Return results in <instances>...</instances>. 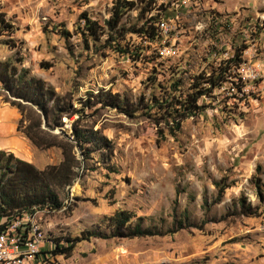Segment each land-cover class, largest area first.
Segmentation results:
<instances>
[{
  "label": "rangeland",
  "instance_id": "rangeland-1",
  "mask_svg": "<svg viewBox=\"0 0 264 264\" xmlns=\"http://www.w3.org/2000/svg\"><path fill=\"white\" fill-rule=\"evenodd\" d=\"M113 1L0 0L13 24L9 35L0 36V61L40 78L68 110L105 91L117 93L126 108L136 107L152 91L160 94L152 74L162 85L177 76L185 89L192 74L222 61L230 65L227 77L200 98L204 111L183 119L177 130L143 109L129 115L125 105L81 107L80 125H93L110 141L105 156L88 150L83 159L75 149L79 163L74 181L61 193L63 205L37 209L32 221L50 241L44 250L51 240L86 229L102 236L77 242L69 255L39 252L34 264H264V202L253 183L256 177L264 183V0H155L145 15L161 14L160 3L165 4L171 17L158 20L171 31L149 43L127 33L121 42L141 47L135 59L104 45L105 26L98 39L78 29L81 12L103 25ZM134 1L121 18L123 29L145 20ZM227 16L235 18L233 26L226 25ZM165 43L177 46L175 55H158ZM242 43L248 48L243 66L257 74L248 80L237 77L232 61L224 62ZM177 68L180 73L172 71ZM25 116L24 125L28 110ZM76 117L62 115L61 128L68 130ZM42 126L47 128L44 119ZM23 135L20 131L27 142L23 154L36 167L61 160L58 147H37ZM217 182L226 185L222 192ZM241 200L252 213L241 210ZM120 209L132 214L131 226L139 222L146 233L109 236L107 219Z\"/></svg>",
  "mask_w": 264,
  "mask_h": 264
},
{
  "label": "trees",
  "instance_id": "trees-1",
  "mask_svg": "<svg viewBox=\"0 0 264 264\" xmlns=\"http://www.w3.org/2000/svg\"><path fill=\"white\" fill-rule=\"evenodd\" d=\"M138 2L140 5L139 15L145 18L140 26L133 24L129 28H121L122 16L136 4L134 0H114L111 14L103 21V25L92 19L86 12H81L79 19L83 21V24L78 26V29L85 37L98 39L104 33L105 26L106 36L103 41L105 46L121 55L138 58L141 52V47L138 44L132 41L130 43L121 42L125 39L126 34L134 33L136 37L148 43L158 41L161 38L157 25L159 15L169 18L172 12L166 9L165 4L160 3L161 14L156 11L154 14L146 16L145 13L153 9L155 0H139ZM58 29L63 36L69 35L68 30ZM12 31L13 24L6 18L0 5V36L9 35ZM240 50L237 48L234 52L235 57L231 58L234 65L240 61ZM225 61H230V59ZM222 63L221 61L208 71L203 69L197 74H192L185 89L182 88L184 85L182 79L177 76L172 78L173 80H170L167 85H162L156 82L155 76L152 74L151 82L160 88V94L156 95L152 91L147 100L140 99L141 102L136 107L126 108L127 104H121L123 101L120 100L117 93L105 91L90 94L95 99L91 101L88 98L82 106L68 110L64 103L60 102L54 90L40 78L28 77L26 69L21 68L19 71L10 60L0 61V83L3 84L2 87L5 90V94L0 93L1 99L19 110L21 117L17 129L35 146L40 148L58 147L62 155L58 163L38 168L32 162L16 156L12 151L0 148V218L5 219L0 223V229L7 221L19 217L24 212L33 214L41 208L52 211L61 208L63 205L61 193L74 181L75 167L79 163L75 149L80 151L83 159L87 157L88 150H99L101 155L105 156L104 148L109 146L110 141L99 130L94 129L93 125L88 127L80 125V118L84 110L81 107L91 108L95 104L115 107L125 105L123 110L129 115L136 110L143 109L144 113L155 118L156 122L166 120L167 123L171 122L172 127L177 130L183 119L204 111L205 104L200 101V98L210 94L224 80V75L230 67L227 64L222 66ZM178 69H172V71L180 73ZM154 85L152 88H155ZM27 110L28 123L24 125ZM64 114L69 117L77 114V117L71 121L68 130L61 128V116ZM43 119L47 128L42 126ZM56 127H60L59 132L52 133V129ZM253 183L257 198L264 202V183L258 177L254 179ZM216 185L220 192L226 187L222 182H217ZM240 207L242 211L252 213L249 202L241 200ZM131 218L132 214L122 209L111 214L106 222L113 231L109 236L137 237L144 235L146 230L141 228L139 222L134 226L130 225ZM101 236L99 230L86 229L75 237L67 236L51 240L53 245L49 249H40L39 252L44 255H69L77 242Z\"/></svg>",
  "mask_w": 264,
  "mask_h": 264
},
{
  "label": "built area",
  "instance_id": "built-area-1",
  "mask_svg": "<svg viewBox=\"0 0 264 264\" xmlns=\"http://www.w3.org/2000/svg\"><path fill=\"white\" fill-rule=\"evenodd\" d=\"M224 21L228 26H233L235 24V18L230 16H227ZM164 22L166 21L159 20L157 22L160 34L163 37V33L168 35L171 31L164 26ZM162 46L163 47L158 50L159 56H172L177 52V46L174 44L165 43ZM237 48L241 49L240 61L236 65H234L235 63L232 61L237 77H246L247 80L249 78H255L257 74L247 66H243L242 55L247 52L248 49L246 44H241L234 48L231 56L226 59H230L229 62L231 63V58L235 57L234 52ZM242 72L244 74H242ZM226 77L227 71L224 75V79H226ZM32 217V214L24 212L19 217L7 221L2 229H0V264H34L40 249L43 247L42 245L45 244V242H50L45 239L44 233L38 228L35 222L32 221Z\"/></svg>",
  "mask_w": 264,
  "mask_h": 264
},
{
  "label": "crops",
  "instance_id": "crops-1",
  "mask_svg": "<svg viewBox=\"0 0 264 264\" xmlns=\"http://www.w3.org/2000/svg\"><path fill=\"white\" fill-rule=\"evenodd\" d=\"M17 110L18 109L15 106H12L8 104V102H4L0 99V148L17 151L19 155L18 157L27 160L23 154L27 142L23 137L19 136L20 131L17 129L18 121L16 120L18 119L20 113H18L19 110ZM15 155L17 156V154ZM42 246L44 247L45 244ZM43 247L41 249H43ZM39 258L40 255L36 257L34 263H38Z\"/></svg>",
  "mask_w": 264,
  "mask_h": 264
}]
</instances>
